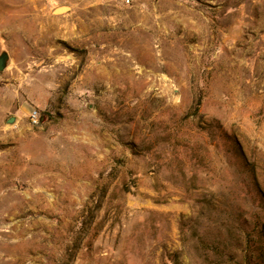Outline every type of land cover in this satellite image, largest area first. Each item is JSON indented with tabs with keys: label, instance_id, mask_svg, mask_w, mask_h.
I'll use <instances>...</instances> for the list:
<instances>
[{
	"label": "rangeland",
	"instance_id": "rangeland-1",
	"mask_svg": "<svg viewBox=\"0 0 264 264\" xmlns=\"http://www.w3.org/2000/svg\"><path fill=\"white\" fill-rule=\"evenodd\" d=\"M30 1L0 0V264H264V0Z\"/></svg>",
	"mask_w": 264,
	"mask_h": 264
},
{
	"label": "crops",
	"instance_id": "crops-1",
	"mask_svg": "<svg viewBox=\"0 0 264 264\" xmlns=\"http://www.w3.org/2000/svg\"><path fill=\"white\" fill-rule=\"evenodd\" d=\"M30 3H33V0H31L30 1ZM0 8H1V6H0ZM9 21H7V18L5 19V18H1V21H0V23H1V25L2 26H6V24L8 25V24H11V21L12 20H10V19H8ZM34 20H35V16H32V17H30V18H28V19H25L23 22H22V24L20 25V27L19 28H24V27H26L27 25H30V26H32V25H34L33 26V30H32V38H33V43L35 44H39V41H40V38H41V32H40V22H38V24H37V26H35V24H34ZM19 28L17 29V30H19Z\"/></svg>",
	"mask_w": 264,
	"mask_h": 264
},
{
	"label": "water",
	"instance_id": "water-1",
	"mask_svg": "<svg viewBox=\"0 0 264 264\" xmlns=\"http://www.w3.org/2000/svg\"><path fill=\"white\" fill-rule=\"evenodd\" d=\"M66 10H68L67 6H59L53 10V13L60 14L65 12ZM7 61H8V54L5 51L0 52V71H2L6 67ZM14 120H15L14 117H10L7 120V124H12Z\"/></svg>",
	"mask_w": 264,
	"mask_h": 264
},
{
	"label": "built area",
	"instance_id": "built-area-1",
	"mask_svg": "<svg viewBox=\"0 0 264 264\" xmlns=\"http://www.w3.org/2000/svg\"><path fill=\"white\" fill-rule=\"evenodd\" d=\"M126 3H128L127 0H126ZM27 117H28V120H29L30 124H32V125H37L38 124V122H39V114H38L37 110H35V109L30 110L28 112Z\"/></svg>",
	"mask_w": 264,
	"mask_h": 264
},
{
	"label": "trees",
	"instance_id": "trees-1",
	"mask_svg": "<svg viewBox=\"0 0 264 264\" xmlns=\"http://www.w3.org/2000/svg\"><path fill=\"white\" fill-rule=\"evenodd\" d=\"M199 103L197 102V105H198ZM253 180H255V178H253ZM261 257H260V262L262 263V255H263V252L261 251ZM163 258H164V262H163V264H169V262L171 263V264H175L176 263V258H175V255L173 254V256L171 255V254H168V253H166V252H164L163 253Z\"/></svg>",
	"mask_w": 264,
	"mask_h": 264
}]
</instances>
